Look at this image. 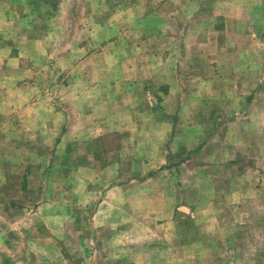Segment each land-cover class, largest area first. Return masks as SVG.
Instances as JSON below:
<instances>
[{"label": "rangeland", "instance_id": "obj_1", "mask_svg": "<svg viewBox=\"0 0 264 264\" xmlns=\"http://www.w3.org/2000/svg\"><path fill=\"white\" fill-rule=\"evenodd\" d=\"M165 59L178 98L124 81ZM256 88L238 113L231 94ZM47 110L65 111L59 137L39 125ZM0 116V215L38 218L19 225L34 240L6 241L19 261L264 264V0H0ZM118 162L115 180L62 175ZM132 179L130 215L96 239L102 191ZM42 201L59 205L64 239H43Z\"/></svg>", "mask_w": 264, "mask_h": 264}, {"label": "crops", "instance_id": "obj_2", "mask_svg": "<svg viewBox=\"0 0 264 264\" xmlns=\"http://www.w3.org/2000/svg\"><path fill=\"white\" fill-rule=\"evenodd\" d=\"M197 42H199V41H196V43ZM201 46L202 45H197L194 48H200ZM205 47H208V45L204 44V48ZM168 61H169V59H165V62H163V61L160 63L157 62L156 65L153 63L149 64V66L154 68V71H153V69L150 71L152 73V76H150V78H147V76H143L140 72L134 73L132 71V75H125L124 74V81L132 80L130 82V85L140 88L141 91L143 92V97H146V99H147L148 90H149L147 88L148 85H152L151 83H155V82L161 83L160 84V85H162L160 87L161 92L162 91L169 92V95L171 94V96H173V94H176V98H178V94L174 90V88L177 86V84L180 81L179 76H178V71H179L180 65L174 66V68L171 70L168 69L167 72L169 74L163 76V73H166L165 71H163L164 65ZM232 64H235V63L232 62L231 65ZM219 75H221V74H219ZM246 76H247V73L239 74V75H237V79L239 80V82H242L240 80H246ZM256 78L257 77H255L254 80H256ZM222 79L230 80V81L233 80L230 72L223 74ZM238 80H236V82H238ZM237 88H239L238 85H236V89ZM258 93H259V91L257 90V88L254 90H251L247 94H243L238 89V92H236V93L234 92L231 94V96L237 97V100L233 103V105L235 106L234 109L237 110L238 113L245 111V110H243V109H246V105H244V103H243L244 99L246 97L249 98V99H245L246 103L249 101L251 103L254 101L253 99H251V97L256 96ZM138 95L140 96V94H138ZM169 95H167L166 97H168ZM78 98H80V97L78 96ZM136 98H138V97H136ZM168 99L169 98H167V100ZM13 100L16 103L18 101V99H16L15 97L13 98ZM133 101H134V103H135V101H137L139 103V100L133 99ZM171 101H172V97H171ZM124 102H125L124 106L128 107V105H129L128 102L127 101H124ZM38 105H39V103H38ZM38 105H36V103L30 104L27 106V108H25L23 110L16 111V114L19 117L21 115V113H25L26 111H32V110H34L33 107L34 106L37 107ZM159 105H161V104H159ZM131 107H133V106H131ZM38 109H39V107H37V109H35L34 111H38ZM134 110H138V111L141 110V108H139V104H137V103L134 104ZM38 115H39V118L42 119L40 117V114H38ZM47 115L50 116L51 122L55 121V126L53 127L51 122H48L44 125L43 124H39V125H41V127H44L46 129V135L48 134L50 136L54 135V137H59L58 134L61 133L62 128H64V127L66 128L65 111L59 110L56 112L55 110H47ZM2 120H3V118L0 116V124L2 123ZM170 120H173L172 117L170 118ZM165 122L170 127V130H171L170 136L172 137V132L174 129V123H173V121L171 122V124L169 121H165ZM161 123H163V121L157 122L155 124V126H157L158 124L161 125ZM139 127H140V125H139ZM30 137L33 139L34 135L31 134ZM95 137H92V138L95 139ZM135 160H137V162H139L140 159L137 158L136 156H134V158L132 159V162H134ZM95 162H102V161L96 160ZM3 173L4 172L1 171V174H3ZM62 175H68V176H73V177H77V178H80L83 176L91 177L94 179L97 178L98 181H96V183H99L100 178H102V177H108V178L110 177V179L115 180L118 177H120V175H123V174L121 172L120 164L118 162L116 164H109L106 167L101 166L98 168H93V167H88V166H86V167L85 166H79L77 169L74 170V172L66 171L65 173H62ZM129 182L130 183H128V184L112 185V187L107 186V188L105 187L104 190L102 191L103 192L102 193V201L98 202L96 204V206L94 205V213L90 219V225L92 228H95L97 230V234L102 232V231L104 232V230H107L105 232L107 234V237L100 238L99 236H97L96 239H98V240H110V239H112L111 235H113L114 233L109 232V229H110L109 226L121 225L122 222L124 221V218L130 215V212L127 208L129 203L125 200L128 199V194H130L132 187H134V186H131L132 183H134V180L132 179ZM17 189H18V186L16 185L14 188V192H16ZM5 191H7V188H3V187L0 188V194L2 193L5 195ZM125 196H126V199H125ZM0 206H2V203H0ZM58 206H59L58 204L52 203L49 201H42V203L37 205V207L34 204L32 205L31 209H32L33 213L32 212L31 213L33 215L36 214V212L34 211L35 208L36 209L41 208L43 210V212H42V221L43 222H42V233H41V235H42L44 240L58 241V240L64 239L63 236L53 235V234H55L54 232L57 231V229L54 228L55 226L52 227V224L55 225L57 223L55 219L59 218V214H58V212H56V209ZM176 207H177V205H174L173 207L170 206L169 208H167L168 211H170V209H172L171 212H168V215L166 216L167 218H172V216L174 214V208H176ZM124 210L127 211L126 214L124 213ZM176 210H178V208H176ZM36 219H38V218H36ZM36 219L33 217L19 216V214L17 212H14L13 208H12V215L10 217H2L0 215V264H33L29 261L28 258H26V256H25L26 259L22 260V261H19L20 257H19V259L15 258L16 254H13V251L11 249H8V246L6 245V241L8 239H11L13 234H15L16 236L22 234V237H25L28 240L29 239L34 240V237L31 236L30 230L34 229L36 224H38ZM22 224L27 225L28 229H29V227L31 229L26 231V232H25V230L19 231V225H22ZM165 224H168V223H165ZM121 229L122 228H119L118 231L121 232ZM91 233L93 234L92 230H91ZM123 233L124 232L122 231V234ZM9 241H11V240H9ZM37 263H39V260Z\"/></svg>", "mask_w": 264, "mask_h": 264}]
</instances>
